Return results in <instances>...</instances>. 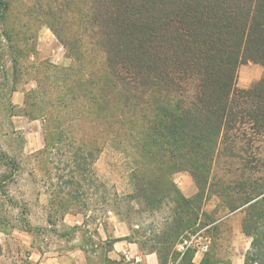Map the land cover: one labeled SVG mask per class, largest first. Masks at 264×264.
Masks as SVG:
<instances>
[{"label": "trees", "instance_id": "trees-1", "mask_svg": "<svg viewBox=\"0 0 264 264\" xmlns=\"http://www.w3.org/2000/svg\"><path fill=\"white\" fill-rule=\"evenodd\" d=\"M37 26L52 31L68 66L36 63ZM5 58L10 66L0 64V88L10 95L21 76L34 83L21 110L43 124L35 170L47 174L48 224L99 203L100 213L127 222L126 238L155 252L162 264L179 237L203 227L199 203L192 205L172 181L185 171L195 198L220 197L227 213L218 219L242 211L241 231L249 239L242 264H264L258 147L264 142V0H0V62ZM246 61L259 64L263 75L239 88L237 69ZM104 148L120 154L128 187L124 194L108 190L99 201L93 165ZM53 151L62 158L44 167L42 155ZM3 159L0 154V232L30 234L27 211L9 192L18 165ZM154 212L165 213L160 230L136 237L134 213ZM200 215L211 241L198 263L191 255L183 264H221L222 220ZM25 260L36 264L28 255Z\"/></svg>", "mask_w": 264, "mask_h": 264}, {"label": "rangeland", "instance_id": "rangeland-1", "mask_svg": "<svg viewBox=\"0 0 264 264\" xmlns=\"http://www.w3.org/2000/svg\"><path fill=\"white\" fill-rule=\"evenodd\" d=\"M12 1L15 2L18 0ZM34 29L33 46L38 51L36 63L45 59L39 53L38 40L41 37V31L48 29V33L53 36L57 41L56 43L60 44L62 49L60 51L63 52L61 62L56 64L54 62L51 63L58 66H68L70 60L66 58V51L52 31L46 26H37ZM52 48V45H48L46 51L51 53ZM30 60L34 61V58ZM0 64L3 68L10 66L7 58L1 61ZM262 75L263 68L259 64L246 61L239 65L237 69V86L239 88H247L258 81ZM2 78L0 72V83H3ZM27 84L32 85L33 83H31L30 78L21 76L18 87L24 88ZM10 105V98L6 91L0 95V154L4 156V162H15L18 165L16 177L10 180L9 192L19 202L20 206L27 211L26 218L32 227V231L30 234L17 229H5L0 232V243L2 245L0 264H27L25 262L26 255H28L31 263H36L44 257L54 256L62 259L67 264L68 260L66 257L69 252L75 249H84L85 245L92 247V244H97L99 248L100 243L97 240V228L109 233L111 229L109 217L115 215V213H100V204L97 203L91 209H88L87 213H66L62 218L53 217L52 224L47 223L48 193L44 184L47 174L44 171L37 173L35 170V153L40 151L44 144L43 124L38 119H35V121L25 116V123L21 119H17L14 122L11 114L18 113L23 115V111L21 109H14ZM80 136L84 137L83 135ZM258 147L264 155V142H261ZM42 157L44 167L48 168L53 167L49 161L56 163L58 159L62 158L57 151H53L44 156L42 155ZM62 163H64V160ZM122 163L120 154L113 150L104 148L99 153L93 165L97 177V199L99 201L101 200L100 197H104L108 190L111 192L115 191L118 194L126 193L128 186L125 171H127V167ZM54 165L57 166V164ZM59 167L63 168L62 165ZM8 169L6 168L7 172ZM50 171L52 173H59L55 170ZM177 178L178 180L191 181L194 186L195 184L191 176L185 171L177 172L172 176L174 185L181 195L185 197L175 182ZM196 192L197 189L195 186V194ZM195 194L188 198L191 200L192 205L196 206L199 203L197 205V217L199 218V220L197 219V224L203 227L195 232L190 230V233L186 234V236L182 234L184 237H179L164 252L165 254L162 255V264H171V260H173V264H183L188 261L191 255L193 256V253L189 251L192 248H189L188 252L183 255H180L176 250L178 242L185 237L188 238L198 234L202 242L209 243L211 241L212 234L207 232L209 225L205 226V218L200 213H205L206 218L211 219H218L227 213V210L219 201V196L211 195L205 199L203 197L198 199L195 198ZM8 209V205H1L2 213H6ZM164 215L165 213L157 212L147 214L134 213V218L131 221L132 233H135L136 237L142 233L146 237L157 233L160 230V222ZM228 215L223 219L217 220H222L217 231V234L220 235V239L216 242L217 254L221 264H242L244 253L249 246L248 239L240 232V229H237L238 221L236 215L231 217H228ZM240 215L242 217V211ZM93 218H95L94 221L92 220ZM125 223L127 224V222ZM136 225L138 228H136ZM127 226L129 227L128 224ZM85 234L89 235L86 237Z\"/></svg>", "mask_w": 264, "mask_h": 264}, {"label": "crops", "instance_id": "crops-1", "mask_svg": "<svg viewBox=\"0 0 264 264\" xmlns=\"http://www.w3.org/2000/svg\"><path fill=\"white\" fill-rule=\"evenodd\" d=\"M48 32V29H43L41 31V37L38 40V50L39 53L43 56V58L48 59L50 62H54L56 64L58 62H61V60L63 59V52L60 51L62 50L60 44L56 43L57 41ZM48 45L53 46L51 53H48L46 51V47ZM33 88L34 83L32 85L27 84L24 86V88H18L10 95L8 93L11 103L10 106H13L14 109L20 110L23 106L25 91H28ZM5 92V89L4 92L3 89H0V95L4 94ZM11 115V118L14 122H16L15 120L17 119H21L23 123H25L23 115H20L18 113ZM175 182L179 186V189L185 197H190L195 194V186L191 181H183L181 179L178 180L177 178ZM240 213V210H236L234 212L229 213L228 217L236 215L238 221L237 229H240V232L242 233V217ZM109 219L111 222V229L109 230V233H106L104 230L97 228V240L100 243L99 248L97 244H92V247L85 245L84 249H75L69 252L68 256L66 257L68 260L67 264H160L159 258L155 252L146 251L141 247L139 242H135L126 238L129 236L130 230L124 221L120 220L115 215H111ZM136 228H138L137 225ZM88 235L89 234H85L86 237ZM202 255L203 253H201L200 251L193 252L192 261L194 263H198ZM36 264L65 263L62 261V259L50 256L42 258L41 260L37 261Z\"/></svg>", "mask_w": 264, "mask_h": 264}, {"label": "built area", "instance_id": "built-area-1", "mask_svg": "<svg viewBox=\"0 0 264 264\" xmlns=\"http://www.w3.org/2000/svg\"><path fill=\"white\" fill-rule=\"evenodd\" d=\"M189 248H192L193 252L200 251L204 253L208 249V242H202L201 237L195 234L188 238H183L176 245V250L180 255H183Z\"/></svg>", "mask_w": 264, "mask_h": 264}]
</instances>
